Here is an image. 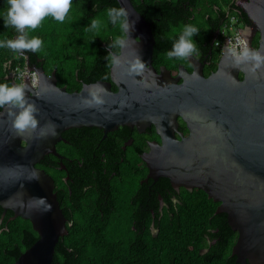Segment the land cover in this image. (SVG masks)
Wrapping results in <instances>:
<instances>
[{
	"label": "water",
	"instance_id": "obj_1",
	"mask_svg": "<svg viewBox=\"0 0 264 264\" xmlns=\"http://www.w3.org/2000/svg\"><path fill=\"white\" fill-rule=\"evenodd\" d=\"M118 2L134 23L128 45L114 53L122 63L112 64L111 81L86 83L70 92L56 83L55 71L48 76L41 69L36 86L28 75L24 82L27 99L38 109L37 128L19 132L9 107L0 111V206L29 219L39 235L14 264H52L60 237L68 233L54 179L36 167L45 154L58 153L56 143L66 129L95 126L107 133L120 125L143 129L151 124L162 129L178 116L190 134L165 139L146 158L150 174L168 177L176 187L200 188L219 201L217 212H226L239 234L232 253L243 264H264V68L252 73L247 63L235 65L227 39L217 69L208 76L196 62L192 72L179 66L176 76L165 66L157 71L151 23L132 0ZM237 3L250 20L248 48L264 51V0ZM137 55L146 67L141 75H130L127 60ZM89 89L105 103L86 107L82 99Z\"/></svg>",
	"mask_w": 264,
	"mask_h": 264
},
{
	"label": "trees",
	"instance_id": "obj_2",
	"mask_svg": "<svg viewBox=\"0 0 264 264\" xmlns=\"http://www.w3.org/2000/svg\"><path fill=\"white\" fill-rule=\"evenodd\" d=\"M237 1L132 0L136 9L151 23L156 39L154 57L160 62H165L164 57L169 60L167 52L186 24L203 28L205 37L203 35L201 41H205L206 36L213 39L231 15L237 16L242 27L250 25L248 14ZM119 6L118 0H72L67 15L73 19L65 23L66 28L58 26L57 30L40 25L38 31H29L30 36H38L43 41L42 48L36 53L60 60V63L56 62L59 68L66 65L65 58L90 57L93 59L92 68H99L98 72L108 79L112 66L106 58L108 44L122 33L118 25L109 21L107 9ZM7 8V0H0V40L14 39L18 35L14 27L4 24ZM93 17L101 21L100 28L88 31ZM197 36L194 35V41ZM254 46H258L257 41ZM118 50L110 49L111 52ZM24 52L32 55L31 51ZM24 52L0 48V83L13 84V78L7 75L18 66L24 68ZM219 56L218 50L214 58ZM208 70L206 76L212 68ZM162 179L169 183L168 177ZM112 196L115 202L107 218L101 212L79 215L77 223L60 237L52 264H237V255L232 253L237 232H233L228 224L227 213L217 212L219 202L214 203L202 189L194 195L187 193V203L162 219L157 224L156 234L148 232L143 236L139 235L143 226L127 216L132 208L129 207V211L115 194ZM82 208L87 210L85 206ZM117 213L119 217H116ZM17 222L10 221L11 229L3 232L0 264H14L39 238L30 220L20 216ZM12 233L13 237L8 241L7 235ZM220 235L223 238L219 242L218 239L216 243L211 242L213 237Z\"/></svg>",
	"mask_w": 264,
	"mask_h": 264
},
{
	"label": "flooded vegetation",
	"instance_id": "obj_3",
	"mask_svg": "<svg viewBox=\"0 0 264 264\" xmlns=\"http://www.w3.org/2000/svg\"><path fill=\"white\" fill-rule=\"evenodd\" d=\"M248 27L249 25H246L242 29L246 37L250 32ZM217 33L213 39L206 36L205 41H201L205 34L203 28H200L195 38L198 51L192 57L169 60L164 57L162 59L165 62H160L153 57L152 65L157 71L165 66L172 75L176 76L179 66L182 65L188 72H192L194 62H196L198 66L202 65L204 74L212 68L210 75L217 69L221 57L220 55L218 59L214 58L218 51L215 46ZM259 38L258 32L253 38V44L257 41L259 45ZM31 53L32 55L29 56L24 52L28 73L35 72L38 78V70L42 69L48 76L55 71L56 83L60 87H66L70 92L80 90L86 83L111 81L112 66L109 70V77L106 79L98 72L99 68H92L93 59L90 57L65 58L66 65L59 68L56 62L60 63V60L49 59L32 51ZM113 53H120V49ZM7 76H11L13 81L20 83L16 77V69L10 70ZM240 76L243 78L242 73ZM36 85L33 84V86ZM112 88L118 89L115 83H112ZM86 127L66 129L62 133V138L56 143L58 153H47L36 163L37 168L45 171L54 179V193L66 218L68 230L77 223L81 213L101 212L107 218L114 206L115 197L112 195L115 194L124 203L125 208L126 206L132 208V211L129 208L131 212L127 216L132 218L137 225L143 226L139 235L143 236L148 232L156 234L157 224L167 215H172L173 209L187 203V193L194 195L200 189L176 187L170 178L169 183L162 179L164 176L156 179L150 174V166L146 161V158L151 157L152 152L158 146L165 144V139L168 137L182 139L190 134L189 125L181 116H178L174 124H169L162 129H158L155 124L143 129L137 126L120 125L106 133L103 128ZM213 201L214 203L219 202L214 199ZM219 205L220 202L216 207ZM84 206L86 211L82 208ZM118 214L116 217H119ZM19 217L15 216L13 210H5L0 206V242L3 241L4 230L11 229L10 221L15 220L18 223ZM215 231L220 230L215 229ZM236 232L235 243L239 235L238 231ZM7 237V240L11 241L13 233ZM222 238L223 235L213 237L211 242L216 243L217 239L219 242ZM236 261L237 264H243L237 258ZM248 264L252 263L248 262Z\"/></svg>",
	"mask_w": 264,
	"mask_h": 264
},
{
	"label": "clouds",
	"instance_id": "obj_4",
	"mask_svg": "<svg viewBox=\"0 0 264 264\" xmlns=\"http://www.w3.org/2000/svg\"><path fill=\"white\" fill-rule=\"evenodd\" d=\"M8 8L4 17L6 27L15 28L18 35L14 39L0 40V48H7L13 52L32 51L38 52L43 41L38 36H30L29 31L37 29L42 21L51 16L56 21L63 23L71 9L72 0H7ZM129 9L126 6L110 7L107 9V16L113 25H118L122 35L117 36L112 44H108L107 57L112 64L122 63L119 55L110 51L112 48L123 49L128 45L132 24L129 20ZM101 21L93 17L86 30H99ZM200 31L195 25L186 24L183 26L178 38L174 40L172 49L167 52L169 59H189L197 53V42L194 35ZM228 54L233 58L235 65L247 63L249 71L255 73L258 69L264 68V51L252 50L243 47L239 51L230 48ZM127 71L130 75H141L146 63L139 55L127 60ZM86 107H98L105 103L97 91L89 89V96L82 99ZM9 107V116L12 119V126L19 132L28 129L35 130L38 125L36 113L38 109L29 102L26 96V85L0 83V108Z\"/></svg>",
	"mask_w": 264,
	"mask_h": 264
},
{
	"label": "built area",
	"instance_id": "obj_5",
	"mask_svg": "<svg viewBox=\"0 0 264 264\" xmlns=\"http://www.w3.org/2000/svg\"><path fill=\"white\" fill-rule=\"evenodd\" d=\"M243 27L240 25L237 16L231 15L226 19L222 27L218 30L217 40L215 46L218 48L220 55L224 53L223 48L226 40L228 39V49L236 48L239 51L243 47H248V38L244 37L242 32ZM28 75L30 81L36 85L37 75L36 73L29 74L27 71V66L24 68L18 66L16 69V77L20 80L21 84L25 82V76Z\"/></svg>",
	"mask_w": 264,
	"mask_h": 264
},
{
	"label": "rangeland",
	"instance_id": "obj_6",
	"mask_svg": "<svg viewBox=\"0 0 264 264\" xmlns=\"http://www.w3.org/2000/svg\"><path fill=\"white\" fill-rule=\"evenodd\" d=\"M73 19V17L71 16H69V15H67L66 16V19H65V21L63 22V23H60V22H58V21H56L54 18H52L51 16H48V17H46L43 21H42V23H41V27H53V28H56L57 30H58V26H59V28H61V27H63V28H66V26H65V23L66 22H70L71 20ZM38 29L39 28H37L36 30L38 31ZM30 32H35V30L34 31H30ZM242 32H243V35H244V31L242 30ZM244 37H246L245 35H244Z\"/></svg>",
	"mask_w": 264,
	"mask_h": 264
}]
</instances>
